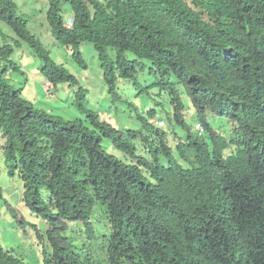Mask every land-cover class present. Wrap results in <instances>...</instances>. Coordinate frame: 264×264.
<instances>
[{
    "label": "trees",
    "instance_id": "trees-1",
    "mask_svg": "<svg viewBox=\"0 0 264 264\" xmlns=\"http://www.w3.org/2000/svg\"><path fill=\"white\" fill-rule=\"evenodd\" d=\"M45 20L84 72L79 46L91 45L108 93L119 97L117 81L128 80L164 93L170 110L166 129L153 107L136 111V129L101 119L79 77L51 59L13 0H0L16 37L0 44L3 156L24 204L47 222L43 264H100L60 233L76 221L93 237L97 208L110 228L109 264H264V0H47ZM20 40L46 82L78 84L83 118L35 107L7 82ZM138 71L152 80L142 86ZM0 264L26 263L0 245Z\"/></svg>",
    "mask_w": 264,
    "mask_h": 264
},
{
    "label": "rangeland",
    "instance_id": "rangeland-1",
    "mask_svg": "<svg viewBox=\"0 0 264 264\" xmlns=\"http://www.w3.org/2000/svg\"><path fill=\"white\" fill-rule=\"evenodd\" d=\"M13 1L18 7V13L27 19L28 30L35 34L43 47L47 49L51 59L62 63L71 73L79 77L80 83L87 89V106L97 111L101 119L120 130L136 129L139 125L135 118L136 111L141 112L153 107L156 109L157 116L162 119L161 117H164L170 110L164 93L153 89L149 94H145L128 80L119 79L117 81L116 92L119 97L108 93L102 81L100 61L89 43H82L79 46V51L87 63L84 72L72 58L70 48L55 41L45 20L47 0ZM63 14L66 16L67 10H64ZM15 38L11 28L0 21V44L12 43ZM112 56L113 51L108 50V59ZM10 60L12 65L16 64L18 68H12L8 64L3 75L8 83L19 90L24 99L30 101L35 107L43 108L49 113L59 114L66 119L83 118V113L78 111L73 104V92L78 84L68 86L59 83L51 88L52 96H48L43 88L46 79L40 71L42 61L32 53L24 41L20 40L19 46L14 48ZM2 64L0 63V68ZM83 73L85 74L82 77ZM137 79L144 86L152 80V76L147 71H138ZM186 106L188 107L187 104ZM218 122L217 119L211 121L213 125H220V131L229 132L230 127L225 122ZM166 126L165 124L163 128L166 129ZM1 133L0 129V245L3 249H11L26 264H43L42 249L45 247L46 251L50 250L45 235L47 222L42 216L31 212L24 204L22 180L16 173L13 175L8 173L4 161L2 148L4 138ZM101 144L107 152L117 153L107 139H103ZM40 194L41 197H46L44 187H41ZM9 207L13 208L16 217L12 216ZM91 225L94 231L93 237H88L84 225L76 221H66L60 233L66 236L74 246V250L80 254L89 255L100 264H109L106 259L105 245L110 228L107 219L100 214L98 208L91 216Z\"/></svg>",
    "mask_w": 264,
    "mask_h": 264
},
{
    "label": "built area",
    "instance_id": "built-area-1",
    "mask_svg": "<svg viewBox=\"0 0 264 264\" xmlns=\"http://www.w3.org/2000/svg\"><path fill=\"white\" fill-rule=\"evenodd\" d=\"M71 21H72L71 18L67 17L66 25L69 26L71 24ZM84 74L85 73L82 74V77H83ZM43 88H44L46 94L50 95L51 94L50 90H51V88H53V84L51 82H45L43 84ZM156 124L159 125V126H162L164 124V121L162 119H158L156 121ZM193 130L195 132H197L198 134H200L202 132L201 124L199 122H195L194 125H193Z\"/></svg>",
    "mask_w": 264,
    "mask_h": 264
}]
</instances>
